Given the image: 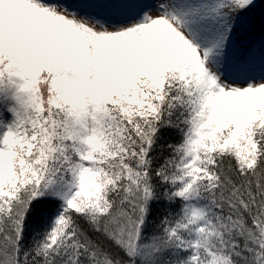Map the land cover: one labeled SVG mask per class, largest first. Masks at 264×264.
Returning <instances> with one entry per match:
<instances>
[{
  "label": "snow or ice",
  "instance_id": "1",
  "mask_svg": "<svg viewBox=\"0 0 264 264\" xmlns=\"http://www.w3.org/2000/svg\"><path fill=\"white\" fill-rule=\"evenodd\" d=\"M0 264H264V0H0Z\"/></svg>",
  "mask_w": 264,
  "mask_h": 264
}]
</instances>
